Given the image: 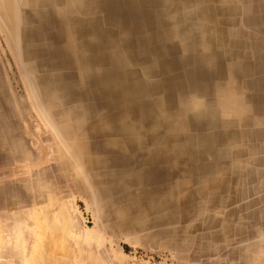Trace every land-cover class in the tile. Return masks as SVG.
Here are the masks:
<instances>
[{"label": "rangeland", "instance_id": "rangeland-1", "mask_svg": "<svg viewBox=\"0 0 264 264\" xmlns=\"http://www.w3.org/2000/svg\"><path fill=\"white\" fill-rule=\"evenodd\" d=\"M0 264H264V0H0Z\"/></svg>", "mask_w": 264, "mask_h": 264}, {"label": "crops", "instance_id": "crops-1", "mask_svg": "<svg viewBox=\"0 0 264 264\" xmlns=\"http://www.w3.org/2000/svg\"><path fill=\"white\" fill-rule=\"evenodd\" d=\"M213 154V153H212ZM225 155H226V153H219L218 152V154L217 155H215V157H217V160H214V165H213V168H212V170H215L216 171V169H220V164H221V162L223 163V165L224 166H226V169L228 168V169H231L232 167H231V163H230V157L229 158H227V159H225ZM226 164V165H225ZM213 176H215V177H219V174H216V173H214V174H212Z\"/></svg>", "mask_w": 264, "mask_h": 264}]
</instances>
